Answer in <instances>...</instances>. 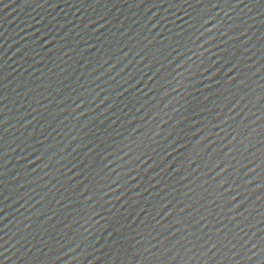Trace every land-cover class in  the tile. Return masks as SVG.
I'll use <instances>...</instances> for the list:
<instances>
[{"label": "water", "instance_id": "water-1", "mask_svg": "<svg viewBox=\"0 0 264 264\" xmlns=\"http://www.w3.org/2000/svg\"><path fill=\"white\" fill-rule=\"evenodd\" d=\"M0 264H264V0H0Z\"/></svg>", "mask_w": 264, "mask_h": 264}]
</instances>
